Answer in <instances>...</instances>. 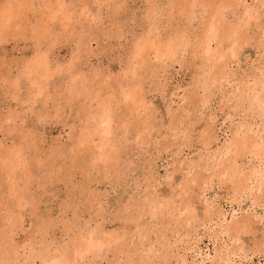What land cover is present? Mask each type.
<instances>
[{"label":"rangeland","instance_id":"rangeland-1","mask_svg":"<svg viewBox=\"0 0 264 264\" xmlns=\"http://www.w3.org/2000/svg\"><path fill=\"white\" fill-rule=\"evenodd\" d=\"M261 137L264 0H0V264H264Z\"/></svg>","mask_w":264,"mask_h":264},{"label":"bare ground","instance_id":"bare-ground-1","mask_svg":"<svg viewBox=\"0 0 264 264\" xmlns=\"http://www.w3.org/2000/svg\"><path fill=\"white\" fill-rule=\"evenodd\" d=\"M249 11H251V10H249ZM246 13H247V12H246ZM7 16H8V15H7ZM207 43H208V42H207ZM213 56H214V55H213ZM221 56H222V55H221ZM41 59H42V58H41ZM34 60H35V59H34ZM40 61H42V60H40ZM43 62H44V60H43ZM35 63H36V62H35ZM38 63H39V62H38ZM45 64H46V63H45ZM29 65H30V64H29ZM29 65H28V66H29ZM40 65H41V64H40ZM30 66H33V65H30ZM44 67H45V66H44ZM44 67H43V68H44ZM46 67H48V66H46ZM28 68H29V67H28ZM31 69H33V67H31ZM35 69L37 70V68H35ZM39 69H40V67H39ZM44 69H45V68H44ZM28 70H29V69H28ZM40 70H41V69H40ZM40 70H39V71H40ZM33 71H34V70H33ZM39 71H36L35 73H37V72H39ZM41 71H43V70H41ZM41 71H40V72H41ZM45 71H46V69H45ZM30 72H31V71H30ZM48 72H49V70H48ZM43 73H44V72H43ZM46 73H47V71H46ZM37 74H38V73H37ZM41 75H42V74H41ZM44 75H45V74H44ZM46 75H47V74H46ZM35 76H36V75H35ZM42 77H43V76H42ZM128 93H129V92H128ZM254 98L256 99V96H255ZM258 101H259V100H258ZM256 102H257V101H256ZM261 102H262V101H261ZM260 104H262V103H260ZM99 119H100V118H99ZM98 122H99V121H98ZM108 123H109V117H108V115H105L104 117H102V119H101V123H100V124H101V125H102V124H107V125H105V126L110 127ZM95 125H96V124H95ZM97 127H98V126H97ZM99 127H100V126H99ZM99 127H98V130H97V128H96V130H97L98 132H99V129H100ZM101 127H103V125H102ZM108 127H106V129H107ZM104 128H105V127H104ZM104 128H103V129H104ZM92 130H93V129H92ZM94 130H95V129H94ZM94 130H93V131H94ZM104 130H105V129H104ZM93 131L90 132V133L92 134ZM97 131H96V132H97ZM109 131H110V130H109ZM100 132H101V130H100ZM94 133H95V132H94ZM105 133H106V132H105ZM108 133H109V132H108ZM96 134L99 135V133H96ZM101 134H102V133H101ZM105 135H106V134H105ZM105 135H103V136L101 135V136L104 138V140H106V139H105ZM245 135H246V134H245ZM237 136H238V135H237ZM253 136H256V134H255V135L253 134ZM89 137H90V136H89ZM99 137H100V136H99ZM241 137H242V136H241ZM249 137H250V136H249ZM246 138H247V137H246ZM261 138H263V137H261ZM236 139L238 140V137H237ZM240 139H241V138H240ZM254 139H257V137H254ZM263 139H264V138H263ZM100 140H101V138H100ZM104 140H103V141H104ZM242 140H243V139H242ZM245 140H246V139H245ZM257 140H259V139H257ZM239 141H241V140H239ZM246 141H247V140H246ZM248 141H249V140H248ZM255 141H256V140H255ZM255 141H253V138H252V141L250 140L249 142H246V144L249 143V145H250L249 147L256 149L257 152L260 153L261 150H262L263 148L260 149L259 147H257V146L259 145V143L256 144ZM106 142H107V141H106ZM233 142H234V141H233ZM236 142H237V141H236ZM261 142H263V141H261ZM234 143H235V142H234ZM241 143H243V142H241ZM238 144H239V143H238ZM246 144H245V145H246ZM261 144H262V143H261ZM243 145H244V144H243ZM243 145H242V146H243ZM101 146H102V145H101ZM259 146L262 147L263 145H262V146L259 145ZM99 147H100V146H99ZM104 147H105V146H104ZM104 147H103V148H104ZM236 147H237V145H236ZM246 147H247V145H246ZM243 148H244V147H243ZM233 149H234V148H233ZM233 149H232V150H233ZM235 149L237 150V148H235ZM101 150H102V149H101ZM103 151H104V150H103ZM103 151H100V152H103ZM233 151H234V150H233ZM231 152H232V151H231ZM234 152H235V151H234ZM228 153H229V152H228ZM261 153H262V152H261ZM261 153H260V154H261ZM255 154H256V152H255ZM100 155H102V154L100 153ZM258 159H259V158H258ZM232 161H233V160H228L227 163L229 164V166H228V164H226V165H227V166H226V170H228V171H229V170H230V171H235L236 168H233V163H232ZM232 168H233V170H232ZM224 169H225V167H224ZM224 171H225V170H224ZM255 172H256V171H255ZM235 173H236V172H235ZM240 173H241V172H240ZM249 173H250V172H249ZM262 173H263V172H262ZM262 173H261V174H262ZM261 174L259 173V175H261ZM249 175H250V174H249ZM254 175H255V174H254ZM263 176H264V175H263ZM251 177H252V176H251ZM251 177H250V178H251ZM254 177H255V176H254ZM261 177H262V176H261ZM261 177H260V178H261ZM256 178H258V177H256ZM248 179H249V178H248ZM261 179H262V178H261ZM261 179H260V181H261ZM263 180H264V179H263ZM245 181H246V180H245ZM246 182H247V181H246ZM260 184H261V182H260ZM257 186H259V185H256V187H257ZM257 188H258V187H257ZM260 188H261V187H260ZM247 189H249V187H248ZM252 189H253V188H252ZM256 190H257V189H256ZM256 190H255V191H256ZM261 191H262V190H261ZM257 192H258V191H257ZM259 193H260V192H259ZM255 195H256V194H255ZM256 196H257V195H256ZM95 240H96V239H95ZM96 241H97V240H96ZM101 243H102V242H101ZM92 245H94V244H92ZM92 245H91V246H92ZM98 245H99V244L96 245L97 248H98ZM88 246H89V243H88ZM88 246H87V247H88ZM89 247H90V246H89ZM92 248H93V247H91L90 249H92ZM54 263H55V262H54ZM54 263H51V264H54Z\"/></svg>","mask_w":264,"mask_h":264}]
</instances>
